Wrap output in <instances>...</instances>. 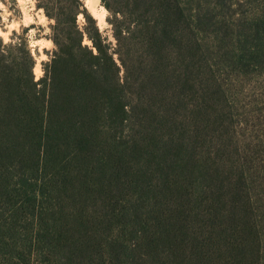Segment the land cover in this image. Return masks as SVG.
Segmentation results:
<instances>
[{
	"label": "trees",
	"instance_id": "1",
	"mask_svg": "<svg viewBox=\"0 0 264 264\" xmlns=\"http://www.w3.org/2000/svg\"><path fill=\"white\" fill-rule=\"evenodd\" d=\"M112 1L114 43L82 0H36L53 22L37 80L26 42L0 39L6 264H29L32 255L36 264H151L160 251L172 253L164 264L209 263L194 225L219 193L214 179L206 191L178 170L212 123L217 66L242 72L263 63L264 0ZM233 13L241 16L231 28ZM88 200L86 211L78 204ZM113 220L130 227V240L119 234L102 247L99 231Z\"/></svg>",
	"mask_w": 264,
	"mask_h": 264
},
{
	"label": "rangeland",
	"instance_id": "2",
	"mask_svg": "<svg viewBox=\"0 0 264 264\" xmlns=\"http://www.w3.org/2000/svg\"><path fill=\"white\" fill-rule=\"evenodd\" d=\"M112 2L82 0L85 11L95 20L99 31L114 43L109 24L112 16L105 7H113ZM247 15L242 16L246 18ZM240 16L233 13L226 17L231 28L232 24H238ZM52 23L41 9L36 8V0H0V39L3 44L18 39L26 42L34 60L32 71L36 80L43 73L42 63L48 61L53 49L47 37ZM77 24H83L81 15ZM83 43L89 44L86 39ZM261 62L259 66L249 64L242 72L217 66L215 80L221 86V93L214 94L212 123L203 124L199 146H195L192 157L184 154V168L178 170L182 179L190 175L206 191L212 187L214 179L212 192L219 193L217 202L208 197L204 205L201 204L198 211L202 219L194 225L195 233L200 236L197 238L207 241L208 252H211L208 264H264V58ZM36 65L38 69L34 70ZM207 176L211 178L209 182ZM206 196L201 194L203 200ZM78 205L86 211L93 208L89 200ZM206 208L216 214L212 225L207 224ZM71 227H78L77 222ZM99 232L104 238L102 247L112 236L119 234L123 235L119 238L130 240V227L123 220H113ZM212 236L214 238L209 241ZM188 253L187 250L179 260L183 258L184 261ZM171 256L170 252L160 251L151 264H164ZM30 259L29 264H36L34 255ZM0 261L3 262L0 264H6ZM8 264L16 262L9 261Z\"/></svg>",
	"mask_w": 264,
	"mask_h": 264
},
{
	"label": "bare ground",
	"instance_id": "3",
	"mask_svg": "<svg viewBox=\"0 0 264 264\" xmlns=\"http://www.w3.org/2000/svg\"><path fill=\"white\" fill-rule=\"evenodd\" d=\"M48 43H50V42L48 41ZM37 69H38V66L36 65L34 70H37Z\"/></svg>",
	"mask_w": 264,
	"mask_h": 264
}]
</instances>
